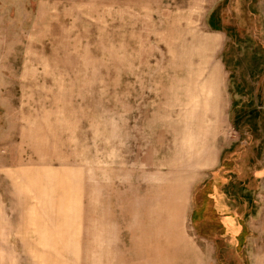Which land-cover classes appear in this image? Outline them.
Returning a JSON list of instances; mask_svg holds the SVG:
<instances>
[{
	"label": "rangeland",
	"instance_id": "374dc122",
	"mask_svg": "<svg viewBox=\"0 0 264 264\" xmlns=\"http://www.w3.org/2000/svg\"><path fill=\"white\" fill-rule=\"evenodd\" d=\"M263 239L264 0H0V264H252Z\"/></svg>",
	"mask_w": 264,
	"mask_h": 264
},
{
	"label": "trees",
	"instance_id": "16d2710c",
	"mask_svg": "<svg viewBox=\"0 0 264 264\" xmlns=\"http://www.w3.org/2000/svg\"><path fill=\"white\" fill-rule=\"evenodd\" d=\"M220 204H221V202H220ZM212 212H213V215H214L215 220L217 221V220L219 219V217L216 215V212H215L214 210H212ZM226 222L228 223V226H229L231 232H232L234 229H238V226H237V224H236V222L234 221L233 218L227 217V218H226ZM221 230H222V229H221ZM237 231H238V230H237ZM246 234H247V231H246V233H245V230H244V231L242 232L241 236L239 237L240 240H241V244H242L241 247H243V244H244L243 240H244V238L247 237Z\"/></svg>",
	"mask_w": 264,
	"mask_h": 264
},
{
	"label": "crops",
	"instance_id": "0c3cea01",
	"mask_svg": "<svg viewBox=\"0 0 264 264\" xmlns=\"http://www.w3.org/2000/svg\"><path fill=\"white\" fill-rule=\"evenodd\" d=\"M204 141H205L204 139H201L200 140V142H204ZM203 147L204 146H202V144L200 143V145L196 146L197 151L201 152V150L203 149ZM209 164H211V160L210 159L208 160V163L206 165H209ZM232 232L233 233L234 232H237V229H234ZM261 249H262V251H261L260 258H256L255 261L252 264H264V239L262 241V247H261Z\"/></svg>",
	"mask_w": 264,
	"mask_h": 264
}]
</instances>
